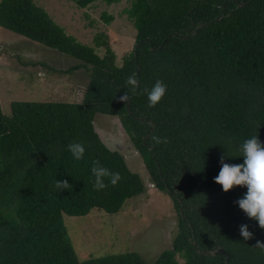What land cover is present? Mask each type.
I'll return each mask as SVG.
<instances>
[{
  "label": "trees",
  "instance_id": "16d2710c",
  "mask_svg": "<svg viewBox=\"0 0 264 264\" xmlns=\"http://www.w3.org/2000/svg\"><path fill=\"white\" fill-rule=\"evenodd\" d=\"M67 1L77 8L118 2ZM122 12L134 28L133 45L149 41L116 64L105 32L85 44L33 0H0V28L78 60L71 70L88 71L79 102L13 100L9 115L0 110V264H145L134 251L78 259L63 224V214L117 213L145 191L138 174L99 139L95 113L117 117L176 212L170 247L151 264H264V251L255 247L264 229L235 203L247 188L225 193L214 182L221 156L242 164L244 140L258 136L264 144V0H129ZM100 17L112 20L105 12ZM135 67L133 89L126 81ZM157 80L167 91L150 108L145 89ZM125 93L126 106L119 99ZM72 142L83 143V159L68 151ZM94 160L121 174L116 186L106 179L105 189L94 190ZM56 180L72 187L60 191ZM242 224L252 239L240 236Z\"/></svg>",
  "mask_w": 264,
  "mask_h": 264
},
{
  "label": "rangeland",
  "instance_id": "374dc122",
  "mask_svg": "<svg viewBox=\"0 0 264 264\" xmlns=\"http://www.w3.org/2000/svg\"><path fill=\"white\" fill-rule=\"evenodd\" d=\"M33 1L43 7L66 33L82 43L91 45L95 32H105L116 64L120 63L122 55L132 49L134 28L122 12L129 0H118L109 5L96 1L84 8H77L67 0ZM101 12L110 14L112 20L104 23ZM96 52L100 55L102 49H96ZM77 63L78 60L66 54L0 28L1 112L9 115V102L13 100H80L88 71L83 67L74 71L69 69ZM50 74L63 76L61 79H66L65 84H73V88H70L72 98H62L64 87L46 85L50 83V80H46ZM92 121L101 142L122 156L126 167L140 177L145 191L127 199L121 210L114 214L97 209H91L83 216L63 214V224L73 251L78 259L134 251L145 264H151L160 251L170 247L176 231V212L169 196L158 191L151 183L139 154L120 127L117 117L95 113ZM177 261L181 262V259L177 257Z\"/></svg>",
  "mask_w": 264,
  "mask_h": 264
},
{
  "label": "clouds",
  "instance_id": "9594fccd",
  "mask_svg": "<svg viewBox=\"0 0 264 264\" xmlns=\"http://www.w3.org/2000/svg\"><path fill=\"white\" fill-rule=\"evenodd\" d=\"M126 83L132 86L133 89L138 87V80L135 75H130ZM167 85L161 80H157L153 87L145 89L147 92L148 106L155 107L165 96ZM120 102H128L130 97L125 93L120 96ZM153 141L157 144L167 143L166 137H152ZM68 151L72 154L73 158L77 161L83 159L85 147L83 143L72 142L69 143ZM243 153L242 164H229L225 163V158H220V171L215 177L214 182L222 187V190L227 193L234 186H243L247 188L246 194L242 198L235 201L239 209L246 214L249 219H254L258 222L261 229H264V144L260 142L258 136H252L244 140L241 145ZM91 173L94 180V190H103L108 182L114 187L122 179L121 174L116 171L113 172L107 167L103 166L99 160L92 162ZM72 186L67 180H60L55 182V188L60 191L70 189ZM239 234L245 240L253 238V233L249 231L247 224H242L239 227ZM256 248L264 251V242L257 241Z\"/></svg>",
  "mask_w": 264,
  "mask_h": 264
},
{
  "label": "crops",
  "instance_id": "0c3cea01",
  "mask_svg": "<svg viewBox=\"0 0 264 264\" xmlns=\"http://www.w3.org/2000/svg\"><path fill=\"white\" fill-rule=\"evenodd\" d=\"M49 14V13H48ZM66 32V31H65ZM50 70H52V69H50ZM74 71V70H73ZM51 74H53V73H51ZM51 74H50V78H49V76L47 77V79L46 80H50V83H47L46 85H48L49 87L51 86V87H53V88H58V87H64L65 89H64V92H63V94H61L62 95V98H72L73 97V95H71V92H70V88H73L71 85H73L72 83L71 84H69V82H67L66 84H65V82H66V79H61L62 77H60V76H57V77H55V76H51ZM64 76H68V75H64ZM44 82V81H43ZM45 83V82H44ZM56 85V86H55ZM42 86V85H41ZM67 90V91H66ZM70 95H71V97H70ZM64 100H66V99H64ZM81 100V99H80ZM79 99H76V100H73L72 102H79L80 101ZM64 102V101H63ZM92 123H93V121H92Z\"/></svg>",
  "mask_w": 264,
  "mask_h": 264
},
{
  "label": "water",
  "instance_id": "95a60500",
  "mask_svg": "<svg viewBox=\"0 0 264 264\" xmlns=\"http://www.w3.org/2000/svg\"><path fill=\"white\" fill-rule=\"evenodd\" d=\"M220 17V13L218 14V16L215 18V19H217V18H219ZM195 31H197V29L195 30ZM170 34H167L166 36H165V38L166 37H168ZM165 38L161 41V43L159 44V46L157 47V49H160L161 48V46L163 45V43H164V40H165ZM142 41H149L148 40V38H144L143 40H140V41H138V42H136L134 45H133V56L135 57V49L137 48V46L142 42ZM134 62H135V58H134ZM134 75H135V77H136V79L138 80V75H139V73H138V68L137 67H135V69H134ZM127 105V102L125 103V106ZM127 112H128V114H130V112L127 110ZM224 261H225V263H226V261H227V256H226V254H225V259H224Z\"/></svg>",
  "mask_w": 264,
  "mask_h": 264
}]
</instances>
